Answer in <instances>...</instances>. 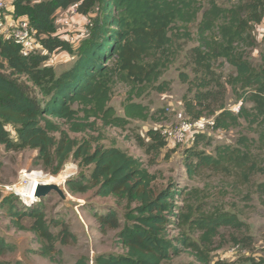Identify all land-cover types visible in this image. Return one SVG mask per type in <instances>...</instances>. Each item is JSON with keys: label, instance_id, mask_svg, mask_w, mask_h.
Returning <instances> with one entry per match:
<instances>
[{"label": "trees", "instance_id": "1", "mask_svg": "<svg viewBox=\"0 0 264 264\" xmlns=\"http://www.w3.org/2000/svg\"><path fill=\"white\" fill-rule=\"evenodd\" d=\"M231 1L13 0L15 16L28 19L41 51L26 55L22 45L0 36V144L37 150L35 163L51 174H58L71 155L93 168L89 174L67 180L70 193L95 190L98 196L125 200L124 223L115 210L94 216L102 232L120 229L118 237L127 251L98 254L94 264H173L172 258L184 251L192 252L196 262L180 264H261L253 258L240 262L211 258L221 228L243 227L237 211L216 206L206 212L202 190L174 184L159 190L157 175L139 157L115 144L105 146L97 137L71 135L100 127L124 129L132 120L152 119L149 107L135 98L148 90L166 91L168 83L160 78L178 57L182 40L194 41L197 44L189 55L193 75L181 73L192 92L184 99L183 112L190 120L214 117L211 130L218 133L242 124L247 133L236 141L216 144L214 152L198 149L197 137L204 133L196 134L186 152L188 175H221L231 178L235 188L263 174L264 50L262 62L256 65L247 49L256 46L252 32L264 19V0ZM72 6L91 20L86 36L75 42L57 34L58 10ZM57 52L68 54L60 68L50 63ZM219 59L233 68L224 79L218 78L214 68ZM118 83L130 88L124 114L111 104ZM229 85L242 99L237 112L226 104ZM10 125L15 127L17 141L12 139ZM147 135L157 147L168 142L158 129H150ZM138 139L144 143L140 135ZM257 188L264 193V182ZM9 196L2 202L8 205L14 228L31 231L42 256L53 260L57 242H77L67 227L58 233L52 230V224H61L62 219L50 221L42 202L16 209ZM26 217L33 219L30 226L23 223ZM17 248V243L0 234V257ZM0 264L23 262L2 258Z\"/></svg>", "mask_w": 264, "mask_h": 264}, {"label": "rangeland", "instance_id": "2", "mask_svg": "<svg viewBox=\"0 0 264 264\" xmlns=\"http://www.w3.org/2000/svg\"><path fill=\"white\" fill-rule=\"evenodd\" d=\"M226 0H220L225 2ZM231 2L228 3H232ZM67 11H61L57 21V34L64 39L75 42L76 38H83L87 34V26L91 20L89 17L79 13L77 6L70 7ZM78 14V15H76ZM195 31V26H190ZM253 36L256 46L248 48L252 62L259 65L261 53L264 50V19L262 24H258L253 29ZM197 43L194 41L182 40L179 46L178 57L165 71L160 81L168 83V89L164 92L158 90H148L137 101L147 105L153 118L142 121L132 120L126 128L100 127L95 131L86 133H71L75 137L91 136L100 138L99 143L105 146L115 144L123 148L130 154L139 157L149 170L157 175L155 185L159 190L174 184L177 187L193 190L200 189L205 194L204 211L208 212L216 206L228 210L237 211L244 225L241 229L221 228V235L215 238L214 251L211 258L228 262H240L244 259L253 258L256 262L264 264V193L258 192L257 185L264 182V173L256 174L250 183L234 188L231 178L221 175L214 176L209 172L191 178L187 173V149L194 145L193 140L181 143H168L162 146L151 144V139L147 132L150 129L165 128L176 122V114L184 108L185 97H191L190 85L182 81L181 73L186 71L193 75L189 59L190 50ZM33 51H41L40 45H35ZM64 52L54 53L50 63L60 68L65 56ZM67 65V64H66ZM215 71L218 78L223 79L233 68L223 59L215 62ZM129 86L116 84L112 96L111 104L117 109L119 114H124L123 102L128 97ZM240 92V90H238ZM242 101L237 94H234L232 86H228L226 104L232 111L237 112L239 102ZM250 105V104H248ZM12 139L17 141L15 127L8 126ZM241 133H247L245 125L232 128L230 132L219 134L208 129L197 138L200 140L198 149H205L214 152V147L218 143L235 140ZM140 135L144 143L138 139ZM212 142L207 144V140ZM38 151L35 149H8L0 144V234L5 235L8 240L17 243V250L0 259L17 260L21 259L23 264H94L95 257L102 253L123 254L127 249L118 237L120 229H110L102 232L99 223L95 218V213H103L108 210H115L122 223L125 221V200L115 196L101 197L90 190L86 194L73 195L70 193L67 180L83 173L89 174L93 166H86L76 161L73 156H69L66 164L58 174H51L35 163ZM42 172L41 182L56 183L65 191L66 197H61L57 192H51L45 196H39L37 203H41L47 209L50 221L52 219H62V223L52 224L51 228L58 233L61 228L67 227L71 233L77 236V242L61 244L57 242V251L54 259L42 256L38 251L40 244L36 243L35 235L29 230H19L14 228L12 217L8 213V205L3 204V197L9 196L16 205V209L24 206L21 194L15 193L18 197H11L14 194L8 186L20 188L26 186L29 181L34 180L36 172ZM65 173V174H64ZM65 175L66 177H63ZM60 180L57 178H59ZM56 178L52 181L49 179ZM20 191V190H19ZM21 192V191H20ZM44 197V198H43ZM179 200V199H178ZM182 204L181 201L177 202ZM1 205H6L1 206ZM24 209V208H23ZM174 219V217H173ZM32 218L23 219L25 225L30 226ZM175 233V232H174ZM237 237L239 241H234ZM85 261V262H84ZM196 262L195 256L190 251H184L172 258L173 264Z\"/></svg>", "mask_w": 264, "mask_h": 264}, {"label": "built area", "instance_id": "3", "mask_svg": "<svg viewBox=\"0 0 264 264\" xmlns=\"http://www.w3.org/2000/svg\"><path fill=\"white\" fill-rule=\"evenodd\" d=\"M36 30L30 25L27 18L17 17L14 14L13 0H0V36L4 39H13L22 45L23 53L29 54L34 52L35 45H39L36 39ZM237 107V110L239 109ZM175 124H171L165 128H158L160 133L171 144H181L188 141H194L196 134L204 133L215 125L214 117L201 116L195 120H190L185 113L178 111L176 114ZM224 134V132H219ZM34 180L29 181L26 186L15 188L8 186L14 194H21V198L26 206H31L37 202V188L40 184L42 172H36ZM43 183V182H41ZM32 189V190H31ZM21 192H20V191Z\"/></svg>", "mask_w": 264, "mask_h": 264}, {"label": "water", "instance_id": "4", "mask_svg": "<svg viewBox=\"0 0 264 264\" xmlns=\"http://www.w3.org/2000/svg\"><path fill=\"white\" fill-rule=\"evenodd\" d=\"M53 191L57 192L63 198L66 197L65 191L61 188L59 184L49 183V182L42 183L39 185L38 190H37V195L41 197Z\"/></svg>", "mask_w": 264, "mask_h": 264}, {"label": "clouds", "instance_id": "5", "mask_svg": "<svg viewBox=\"0 0 264 264\" xmlns=\"http://www.w3.org/2000/svg\"><path fill=\"white\" fill-rule=\"evenodd\" d=\"M238 105H241V103H239ZM239 108H240V106H239ZM239 110V109H238ZM237 110V111H238ZM159 130V129H158ZM42 184V183H41ZM40 185V184H39ZM39 187V186H38ZM37 190H38V188H37ZM16 195V194H15ZM36 195H37V191H36ZM38 196V195H37ZM39 197V196H38ZM37 203V202H36ZM36 203H34V204H36ZM23 204H24V206L27 208V207H31V206H33V205H31V206H26V204L23 202Z\"/></svg>", "mask_w": 264, "mask_h": 264}, {"label": "bare ground", "instance_id": "6", "mask_svg": "<svg viewBox=\"0 0 264 264\" xmlns=\"http://www.w3.org/2000/svg\"><path fill=\"white\" fill-rule=\"evenodd\" d=\"M65 174V173H64ZM59 178H57V180L59 179L60 180V176H58ZM63 177H66L65 175H63ZM54 179H56V178H53V177H51L49 180L50 181H52V180H54ZM32 190V189H31Z\"/></svg>", "mask_w": 264, "mask_h": 264}, {"label": "crops", "instance_id": "7", "mask_svg": "<svg viewBox=\"0 0 264 264\" xmlns=\"http://www.w3.org/2000/svg\"><path fill=\"white\" fill-rule=\"evenodd\" d=\"M68 10H69V9H68ZM61 11H65V10H62V9L58 10V12H57L58 16H59V14L61 13ZM76 15H78V14H76ZM57 24H58V21H57ZM76 45H77V44H76Z\"/></svg>", "mask_w": 264, "mask_h": 264}]
</instances>
